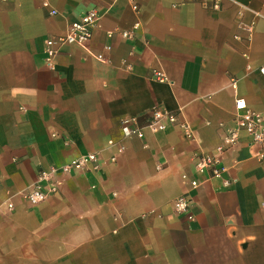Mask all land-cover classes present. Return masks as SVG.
Returning a JSON list of instances; mask_svg holds the SVG:
<instances>
[{"label": "crops", "instance_id": "obj_1", "mask_svg": "<svg viewBox=\"0 0 264 264\" xmlns=\"http://www.w3.org/2000/svg\"><path fill=\"white\" fill-rule=\"evenodd\" d=\"M50 1L57 14L0 0V264H264V145L241 132L218 151L238 97L264 113V0ZM92 8L86 45L49 59L47 36ZM154 107L195 139L180 125L123 135L122 118L146 124ZM201 152L221 176L196 172ZM89 153L98 170L54 174L29 206L40 170ZM185 192L192 220L172 205Z\"/></svg>", "mask_w": 264, "mask_h": 264}, {"label": "built area", "instance_id": "obj_2", "mask_svg": "<svg viewBox=\"0 0 264 264\" xmlns=\"http://www.w3.org/2000/svg\"><path fill=\"white\" fill-rule=\"evenodd\" d=\"M42 4L48 9L49 14L54 15L58 10L54 8L50 0H42ZM100 14L96 8L89 9L79 20L73 21L68 25L66 32L62 35H48L46 38V51L49 59L60 53L64 47L71 44H78L85 46L91 39L93 28L99 20ZM139 25V22L136 26ZM110 32L108 36H112ZM123 36L128 37L130 32L123 31ZM107 49L111 46L107 45ZM99 58L103 55L99 54ZM261 74H264V64L259 67ZM160 80L168 81L167 76L158 73ZM236 81L233 85L236 88ZM151 117L146 124H140L137 116L124 117L121 120V128L125 137L143 138L147 130L159 132L167 129L170 125H180L183 128L184 135L187 138L195 139L194 131L191 125L186 121L179 120V114L174 111L162 110L154 107L151 109ZM241 132L247 133L251 137V141L255 144L264 145V113L250 108L247 101L238 97L235 103V118L234 125L225 128L222 143L218 146V151L224 153L237 143ZM111 144H114L111 141ZM123 148V146H121ZM264 159V152L260 155ZM196 172L203 173L209 169L214 176H221L225 167L221 164L222 159L214 154L201 152L195 156ZM97 153L85 154L79 158L73 159L62 166L51 167L49 170L42 169L39 172L38 179L34 186L30 188L25 197L30 207H35L44 202L51 194L57 191L54 174L66 173L70 174L74 171L85 168L89 163H96L93 165V170L99 169ZM185 180H189L191 188H197L200 185L198 178H189L188 174H183ZM6 210H13L15 205L12 201H6ZM174 210L178 214L186 215L189 220L194 219L195 214L192 212V198L189 192H185L177 196L172 202Z\"/></svg>", "mask_w": 264, "mask_h": 264}]
</instances>
